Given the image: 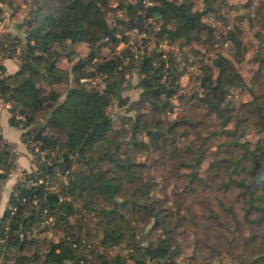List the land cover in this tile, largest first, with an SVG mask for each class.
<instances>
[{"label": "trees", "instance_id": "16d2710c", "mask_svg": "<svg viewBox=\"0 0 264 264\" xmlns=\"http://www.w3.org/2000/svg\"><path fill=\"white\" fill-rule=\"evenodd\" d=\"M22 2L23 36L0 33V100L36 169L0 215V264H264V0ZM3 4L22 3L0 0V21ZM126 74L134 114L78 151L127 104ZM13 165L0 128V185Z\"/></svg>", "mask_w": 264, "mask_h": 264}, {"label": "rangeland", "instance_id": "374dc122", "mask_svg": "<svg viewBox=\"0 0 264 264\" xmlns=\"http://www.w3.org/2000/svg\"><path fill=\"white\" fill-rule=\"evenodd\" d=\"M19 1L22 3L18 10L16 12H12V9L8 7L6 4H3L4 13L1 15V21H0V33L1 32H10L13 35H21L23 36V33L19 31L16 27L18 22L22 21L23 17L26 15V9L27 5L22 2V0H14ZM234 2L238 3L240 0H233ZM243 1V0H242ZM210 23H216V25L221 26V23H219L218 19H214L213 17H209ZM137 31L127 32L129 35V44L133 43L134 45L136 43H139L138 37L136 35ZM141 35H144L141 33ZM245 40L247 37L244 38ZM123 47H125L124 44L120 43L117 47V49L120 51ZM255 47L253 45L250 48V53L254 50ZM167 49V48H166ZM75 51L77 52L78 56H84L88 48L85 45H77L75 47ZM109 47H104L102 50L101 55L109 54ZM70 62L64 61L63 66L67 69L69 68ZM238 68L242 71V73L245 75L246 80L249 82L252 71H251V64L250 61L246 60L244 62L238 63ZM6 74H11L15 72L18 68V62L16 59H6ZM187 77V76H186ZM185 76H182V80H186ZM89 80V79H87ZM132 81V86L128 90H122L117 96H120L122 98L127 99V104L125 106H118L117 101L115 100L114 103L109 106L106 110V115L109 118V121L114 126H119V119H121L123 116L126 115H133L134 112L132 110H127L130 103L136 101L138 99L140 89L136 87V81L137 77L136 74H126L124 77V81L122 82L123 86H126L128 81ZM91 84H99V87H102L103 83H100V80H97L96 78L93 80H90ZM235 99H245L246 93L245 92H237L235 94ZM9 105L7 103H4L0 100V128L2 136L4 137L5 141L8 142L11 152L13 154V168L11 170V173L8 177V179L3 182L0 185V215L3 213L4 208L7 206V201L10 195V192L13 188V185L18 178V176L21 174L22 170H25L27 172L34 171L36 169V164L33 160V157L31 154L28 153L27 149L23 145V143L20 141V134L21 130L15 127H12L8 124V117L9 113L7 108ZM214 196L216 198H221L220 193H215ZM212 201L215 203V199L213 198ZM214 207H216V204H214ZM52 233V232H51ZM48 234V233H47ZM55 239V236L52 235ZM232 264H236V262H232Z\"/></svg>", "mask_w": 264, "mask_h": 264}, {"label": "water", "instance_id": "95a60500", "mask_svg": "<svg viewBox=\"0 0 264 264\" xmlns=\"http://www.w3.org/2000/svg\"><path fill=\"white\" fill-rule=\"evenodd\" d=\"M131 86H132L131 80L128 81L126 86H123L120 77H117L116 86L113 92L115 93V95H118L122 90L130 89ZM107 122H108V117L106 115H103L100 121L94 123L92 129L84 137L82 143L80 144L78 148V151H81L93 136L100 135Z\"/></svg>", "mask_w": 264, "mask_h": 264}, {"label": "built area", "instance_id": "2783aa9c", "mask_svg": "<svg viewBox=\"0 0 264 264\" xmlns=\"http://www.w3.org/2000/svg\"><path fill=\"white\" fill-rule=\"evenodd\" d=\"M142 2L146 5V6H149V5H152L153 3V0H142ZM87 79H82V81H86Z\"/></svg>", "mask_w": 264, "mask_h": 264}, {"label": "crops", "instance_id": "0c3cea01", "mask_svg": "<svg viewBox=\"0 0 264 264\" xmlns=\"http://www.w3.org/2000/svg\"><path fill=\"white\" fill-rule=\"evenodd\" d=\"M4 65L6 66V59L3 61Z\"/></svg>", "mask_w": 264, "mask_h": 264}]
</instances>
